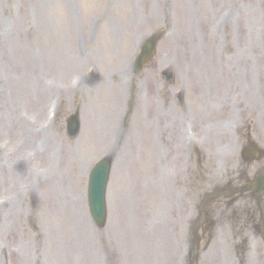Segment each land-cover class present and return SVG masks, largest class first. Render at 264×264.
I'll return each mask as SVG.
<instances>
[{"label": "rangeland", "instance_id": "obj_1", "mask_svg": "<svg viewBox=\"0 0 264 264\" xmlns=\"http://www.w3.org/2000/svg\"><path fill=\"white\" fill-rule=\"evenodd\" d=\"M225 2L0 0V164L10 171L8 176L0 169V264H25L34 255L45 264L51 254L72 261L86 256L100 261L96 264H189L181 231L176 241L153 237L168 229L163 226L167 213L159 216L162 203L169 215L180 211L184 198L194 203V185L196 210L206 196L221 190L215 216L222 231L202 264H264L262 233L250 237L244 229L249 202L255 199L253 190H242L247 171L241 157L251 140L264 149V99L253 103L249 98L257 89L264 93V0H234L232 13L224 11ZM154 36L159 37L155 57L138 71L140 48ZM240 45L247 67L234 69L250 79L248 96L246 101L244 92L240 97L233 82L228 105L223 91L236 73L226 61L242 60ZM77 77L85 79L84 86L66 94ZM148 80L146 93L138 89ZM108 86V95L119 101H110ZM56 95L61 106L47 128L43 122L55 115L49 102ZM88 100L98 106L82 115ZM163 106L189 118L195 143L188 150L182 121L173 130L167 123V132L159 136ZM78 113L81 132L71 139L67 120ZM6 124H12L14 133ZM19 128L30 130L29 137L19 136ZM97 129L102 131L99 139ZM85 132L87 144V136L80 142ZM153 132L158 136L151 141ZM178 138L179 152L173 146ZM104 157L112 162V175L108 216L100 228L89 212L88 177ZM263 166L264 159L252 164L248 178ZM227 185L231 190L223 191ZM233 202L243 217L232 221ZM209 235L202 236L197 256ZM246 237L252 254L244 255ZM219 245L227 253L223 261Z\"/></svg>", "mask_w": 264, "mask_h": 264}, {"label": "water", "instance_id": "obj_2", "mask_svg": "<svg viewBox=\"0 0 264 264\" xmlns=\"http://www.w3.org/2000/svg\"><path fill=\"white\" fill-rule=\"evenodd\" d=\"M109 165L101 166L96 173V179L93 181L90 192V202H92V209L95 216L104 220L105 216V192L107 175L109 174Z\"/></svg>", "mask_w": 264, "mask_h": 264}, {"label": "bare ground", "instance_id": "obj_3", "mask_svg": "<svg viewBox=\"0 0 264 264\" xmlns=\"http://www.w3.org/2000/svg\"><path fill=\"white\" fill-rule=\"evenodd\" d=\"M227 23H230V22H232V19L230 18L229 20H227L226 21ZM221 28H222V26H221ZM8 49L9 48H7V51H8ZM236 61H238V59H236ZM4 117H5V114H4ZM4 117H2V120H5V121H9L10 122V120L9 119H7V118H4ZM9 125H10V128H9ZM6 128H7V131L8 132H13L14 133V130L15 129H12V128H14L13 126H12V124H6ZM28 143V142H27ZM0 169H1V171L4 173V174H6V175H10V171H9V169H7L6 168V164H0ZM5 183H7V179H5ZM78 196V195H77ZM20 248L17 250V254L19 255V253H20ZM52 259H53V261H52V263H49V264H64V261L61 259V258H59V257H57V256H54L53 254L50 256ZM59 260V261H58Z\"/></svg>", "mask_w": 264, "mask_h": 264}]
</instances>
